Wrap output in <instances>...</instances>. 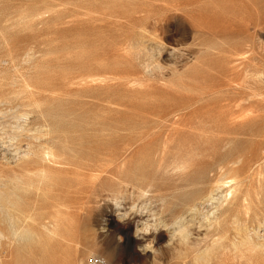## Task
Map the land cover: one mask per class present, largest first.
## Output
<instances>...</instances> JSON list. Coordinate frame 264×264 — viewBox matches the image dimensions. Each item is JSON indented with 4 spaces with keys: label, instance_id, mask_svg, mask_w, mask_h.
Masks as SVG:
<instances>
[{
    "label": "rangeland",
    "instance_id": "obj_1",
    "mask_svg": "<svg viewBox=\"0 0 264 264\" xmlns=\"http://www.w3.org/2000/svg\"><path fill=\"white\" fill-rule=\"evenodd\" d=\"M30 208L0 264H264V0H0V210ZM232 212L246 242L195 254Z\"/></svg>",
    "mask_w": 264,
    "mask_h": 264
},
{
    "label": "bare ground",
    "instance_id": "obj_2",
    "mask_svg": "<svg viewBox=\"0 0 264 264\" xmlns=\"http://www.w3.org/2000/svg\"><path fill=\"white\" fill-rule=\"evenodd\" d=\"M205 19V17H204V15L203 14H199L195 19H194V24L198 27V28H201V27H204L203 25H204V23H206V20H204ZM247 56V55H246ZM261 76V75H260ZM199 115V114H198ZM164 116V115H163ZM220 116H222V115H220ZM207 117V116H206ZM199 118H201V117H199ZM217 118V117H216ZM215 121V120H214ZM225 122H227V121H225ZM235 124V123H234ZM99 127H100V125L101 124H97ZM202 125H204V124H202ZM231 125V124H230ZM232 125H233V123H232ZM231 125V126H232ZM102 127L103 128H106L107 126H105L104 127V125H102ZM130 128H133V127H131L130 126ZM38 141V140H37ZM39 151H44V153H46V155L47 154H49V155H51V156H53V157H60L61 155H59V153L58 152H61L60 154H64V146H62V147H60V150L58 151L57 150V153L55 154L53 151H52V148L50 149V150H48V147H47V145L45 144V145H40L39 147ZM96 150H98L97 148L95 149V151ZM49 151V152H48ZM46 155H44V156H46ZM42 157V156H41ZM28 158V157H27ZM59 159V158H58ZM48 160H49V156H48ZM37 161V160H36ZM62 161V160H61ZM52 162V161H51ZM34 163H37V162H34ZM43 163V162H42ZM49 163V162H48ZM55 164H58V165H60L61 163L59 162V161H55L54 162ZM64 163V162H63ZM45 164V163H44ZM52 164H53V162H52ZM51 164V165H52ZM48 165V164H47ZM63 165V164H62ZM64 165H65V163H64ZM49 166V165H48ZM52 167V166H51ZM44 169V168H43ZM39 170V169H38ZM38 170H36V171H38ZM44 170H42L41 172H43ZM29 173H31V172H29ZM235 181V180H234ZM218 189V188H217ZM216 192H217V190H215ZM214 191V192H215ZM214 192H211L210 194H208L206 197H204V198H201V200H196V201H194L190 206H189V208H188V213H193V214H195V215H197L198 214V212L200 211V209H199V207L200 206H203L204 204H216V202L217 203H220L219 202V199H217L216 197H217V194H214ZM231 193V191L230 192H228V194H227V196H225V199L228 197H230L232 194H230ZM220 197V196H219ZM228 200V199H227ZM227 200H225V202L227 201ZM26 202V201H25ZM66 202V201H65ZM224 202V203H225ZM59 208V207H58ZM62 208V207H61ZM34 208H30V209H21V210H18L17 209V215L15 216L14 214H12V211L11 210H7L6 212H3L2 210H0V213L1 214H5V216L6 217H8L7 218V227H8V232H9V235L7 236V238L8 239H15V238H20L21 236H20V234H19V229H20V227H19V224L21 225V227L23 226V225H25L26 223H27V220L30 218L29 216H30V214L32 213V212H34ZM54 211V210H53ZM64 211V210H63ZM65 211H66V209H65ZM60 212H61V210H60ZM60 212L59 211H57V213H59L60 214ZM215 212V211H214ZM228 212V210H224L223 211V214L224 213H227ZM64 213H66V212H64ZM83 213V212H82ZM55 214V213H54ZM211 214V213H210ZM237 214V212H232V213H230V215H228V217H226L221 223H219V224H217L215 227H213V234H210V235H206V238H203L199 243H196L194 246L197 248V247H199L198 249H196V251H195V254H198L199 253V251H200V247L202 246L201 245V243H207V238H209V237H211V238H214V237H217V234H219L220 232H222L223 234H224V237L222 238V240H228L229 242H230V245L233 247V249H234V251H236L237 250V248H238V246L241 244H243L244 242H246V238L245 237H243L241 234H242V230H241V228H240V226H239V224L236 222L237 220H238V215H236ZM61 215H63V213L61 214ZM66 215H67V213H66ZM52 217V216H51ZM51 217H50V219H51ZM69 217V216H68ZM54 218V217H53ZM51 219V220H53V223H55L54 222V220H56V219ZM58 218H60L59 217V215H58ZM57 218V219H58ZM67 217H65V220H68V219H66ZM39 220V222H40V224L43 226V228H46V225L47 224H44V221L46 220V217H43V216H41L40 218H38ZM49 220V219H48ZM48 220H46V222L48 221ZM59 220V219H58ZM208 219H206V221H207ZM57 221V220H56ZM228 221L229 222H232L231 224H232V226H234L233 227V236L231 235V234H229V232H228V230L226 229V227H225V225L228 223ZM45 222V223H46ZM58 222V221H57ZM56 222V223H57ZM61 223L60 224H62V222L64 223V221H60ZM208 222V221H207ZM71 223V222H70ZM57 225H58V223H57ZM54 226V225H53ZM52 226V228L54 229V227ZM29 227V226H28ZM60 226L58 225V228H59ZM62 227V226H61ZM56 228V227H55ZM22 229V228H21ZM27 233V232H26ZM24 234V233H23ZM229 234V235H228ZM241 236H242V238H241ZM211 243H213V244H217V241L214 239ZM212 247V246H211ZM258 247V246H257ZM259 248V247H258ZM262 248V247H261ZM210 249V248H209ZM206 251L205 252H207V248L205 249ZM209 251V250H208ZM247 262H249V261H247Z\"/></svg>",
    "mask_w": 264,
    "mask_h": 264
},
{
    "label": "built area",
    "instance_id": "obj_3",
    "mask_svg": "<svg viewBox=\"0 0 264 264\" xmlns=\"http://www.w3.org/2000/svg\"><path fill=\"white\" fill-rule=\"evenodd\" d=\"M90 264H105V263L101 259L93 258L92 260H90Z\"/></svg>",
    "mask_w": 264,
    "mask_h": 264
}]
</instances>
